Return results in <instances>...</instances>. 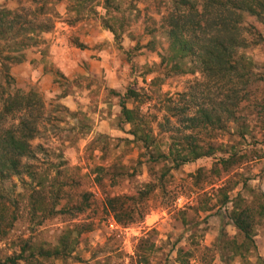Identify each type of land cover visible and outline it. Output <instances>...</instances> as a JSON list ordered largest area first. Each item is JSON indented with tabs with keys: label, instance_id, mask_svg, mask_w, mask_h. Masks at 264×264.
<instances>
[{
	"label": "rangeland",
	"instance_id": "rangeland-1",
	"mask_svg": "<svg viewBox=\"0 0 264 264\" xmlns=\"http://www.w3.org/2000/svg\"><path fill=\"white\" fill-rule=\"evenodd\" d=\"M19 1L0 0V6L15 9ZM51 1L45 10L54 17V28L44 32L42 43L11 69L21 87L42 93L48 122L33 141L36 157L27 159L35 178L15 177L5 183L7 191L17 198L19 218L9 236L0 241V258L18 253L25 240L49 247L64 230L78 226L83 233L70 257L22 260L19 264H179L178 249L186 244L190 264H227L221 234L225 231L229 238H239V233L229 216L232 203H222L219 187L231 179L229 185H235L229 192L231 199L242 193L256 205L262 202L264 119L252 114L245 137L237 133L219 136L226 148L236 147L240 161L222 177L209 172L216 158L224 156L218 151L178 169H172L169 160L166 164L153 161L149 150L127 132L130 125L121 128L119 97L111 89L121 93L128 88L140 90L145 109L161 119L168 99H178V92L201 78L199 72L166 76L159 67L160 53L168 46L161 19L171 0H115L113 4L120 3L121 9L112 6L110 10L118 18L113 24L121 32L119 41L103 25V0L91 3L94 10L82 11L81 16L68 9L74 1ZM23 3L29 5L30 1ZM247 22L264 35L263 25L251 17ZM245 52L262 75L264 42ZM62 54L71 59L66 65L56 60ZM29 62L32 65L24 68ZM41 64L49 76L47 83L30 75ZM156 76L159 78L153 81ZM253 93L257 101H263L264 80L255 85ZM128 105L132 107V101ZM261 107L256 105L254 110ZM247 111L251 113L253 108ZM156 131L157 142L167 150L169 134ZM201 167L206 169L203 175L198 174ZM148 182L157 184L158 189L147 207L137 199V220L128 225L118 223L106 204L108 199L135 195ZM35 186L48 196L43 207L53 202L52 195H61L57 212L31 210ZM79 206L86 209L80 212ZM146 209L148 213L140 217V211ZM254 238L256 247L246 257H235L232 264H264V216L257 220Z\"/></svg>",
	"mask_w": 264,
	"mask_h": 264
},
{
	"label": "trees",
	"instance_id": "trees-1",
	"mask_svg": "<svg viewBox=\"0 0 264 264\" xmlns=\"http://www.w3.org/2000/svg\"><path fill=\"white\" fill-rule=\"evenodd\" d=\"M28 1L29 5L20 0L15 9L0 6V241L9 236L19 218L17 198L7 191L5 183L12 182L15 177L21 180L24 176L35 178L27 159L36 157L37 147L33 141L48 122L42 93L21 87L11 72L14 65L26 60L30 49L42 43V34L55 26L54 17L45 10L48 4H53L51 0ZM72 1L68 9L81 16L82 11L94 10L90 4L97 0ZM114 1H102L106 10L102 21L119 41L121 32L113 24L118 18L110 8L114 6L120 10L121 4L114 5ZM248 17L264 26V0H171L169 10L161 19L160 27L168 46L160 53L159 67L165 70L166 76L199 72L201 78L178 92V99H168L161 119L149 108L145 109L140 90L128 88L121 93L111 89L119 97L121 128L130 125L127 132L133 136V141L149 150L153 161L166 164L169 160L171 168L178 169L218 151L224 156L217 157L209 169L217 177L227 174L240 162L236 147L226 148L227 144L219 141V136L237 133L245 137L253 120L252 114L264 119V99L257 101L253 93L255 85L264 80V73L256 72L255 61L245 52L250 46L264 42V35L257 26L247 22ZM78 45L84 47L82 43ZM140 48L141 45L136 47ZM158 78L154 77L153 81ZM129 101H132V107L128 105ZM259 104H262L261 109L254 110ZM248 107L253 108L251 113L247 111ZM156 130L169 134L167 150L157 142ZM205 171L201 167L198 174L203 175ZM230 182L228 179L219 190L222 203H232L229 216L239 238H229L225 231L221 234L224 241L221 249L227 264H232L235 257H246L256 247L255 225L258 218L264 216V192L259 191L262 202L258 205L254 200L243 198L242 193L231 199L229 192L235 185H229ZM242 186L247 188L248 185ZM157 189V184L148 182L137 194L109 198L106 204L118 223L128 225L137 220V199L147 207ZM30 198L34 213L57 212L56 205L63 200L61 195H52L51 205L43 207L48 196L37 186L33 187ZM85 209L86 206H79L80 212ZM146 213L147 209L140 211L139 216L144 217ZM77 228L64 230L49 247L25 240L18 253L0 258V264H19L22 260L33 262L39 258L66 259L72 255L77 239L83 233ZM188 251L187 244L179 247V264H190ZM145 261L148 262L146 256Z\"/></svg>",
	"mask_w": 264,
	"mask_h": 264
},
{
	"label": "crops",
	"instance_id": "crops-1",
	"mask_svg": "<svg viewBox=\"0 0 264 264\" xmlns=\"http://www.w3.org/2000/svg\"><path fill=\"white\" fill-rule=\"evenodd\" d=\"M93 39L94 40H98L97 38H93ZM62 41H64V38H63ZM56 60L59 62L60 65H66L68 62L71 61L69 55H67V54H62L61 57L60 56H56ZM29 61H31V60L29 59ZM27 65H32V64H31V62L24 63V65H23L24 68H26ZM31 74H32V77L35 80H39L42 77V80H43L44 83H47V81H49V76L47 74H45V72H44V64L39 65L38 68H36L35 71H30V75Z\"/></svg>",
	"mask_w": 264,
	"mask_h": 264
}]
</instances>
